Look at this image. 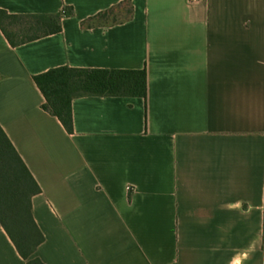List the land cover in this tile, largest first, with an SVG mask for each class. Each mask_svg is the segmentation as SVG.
<instances>
[{
	"label": "crops",
	"instance_id": "0c3cea01",
	"mask_svg": "<svg viewBox=\"0 0 264 264\" xmlns=\"http://www.w3.org/2000/svg\"><path fill=\"white\" fill-rule=\"evenodd\" d=\"M62 31L0 28V126L41 188L44 264H264V0H0ZM118 10L130 18L92 21ZM18 42V41H16ZM146 70L148 97L44 109L49 70ZM0 264H27L0 224Z\"/></svg>",
	"mask_w": 264,
	"mask_h": 264
},
{
	"label": "trees",
	"instance_id": "16d2710c",
	"mask_svg": "<svg viewBox=\"0 0 264 264\" xmlns=\"http://www.w3.org/2000/svg\"><path fill=\"white\" fill-rule=\"evenodd\" d=\"M113 12V11H111ZM106 12L92 21L111 13ZM57 15H9L0 10V28L10 44L16 47L39 38L60 33L62 19ZM127 18L131 17L129 12ZM32 19L20 30L22 40L5 29L6 21ZM96 23V22H95ZM117 23V22H114ZM32 33L31 36L26 35ZM46 99L44 109L60 120L66 131L74 132L72 103L83 97H148V77L144 70H109L60 67L34 77ZM41 188L0 126V224L27 264H44L35 254L45 237L32 213V199Z\"/></svg>",
	"mask_w": 264,
	"mask_h": 264
},
{
	"label": "rangeland",
	"instance_id": "374dc122",
	"mask_svg": "<svg viewBox=\"0 0 264 264\" xmlns=\"http://www.w3.org/2000/svg\"><path fill=\"white\" fill-rule=\"evenodd\" d=\"M124 18H127V15L124 13L118 12V10H115L99 19H97L95 22L98 24H112L114 22H118L121 20H124ZM34 22L32 19H22L18 21H6L5 22V29L6 31L11 34V35H17L16 37L14 36L15 41H20L22 40V36L19 35L20 30L23 27H26L27 24ZM32 33L26 35V37L31 36Z\"/></svg>",
	"mask_w": 264,
	"mask_h": 264
},
{
	"label": "built area",
	"instance_id": "2783aa9c",
	"mask_svg": "<svg viewBox=\"0 0 264 264\" xmlns=\"http://www.w3.org/2000/svg\"><path fill=\"white\" fill-rule=\"evenodd\" d=\"M190 1H197V0H190Z\"/></svg>",
	"mask_w": 264,
	"mask_h": 264
}]
</instances>
